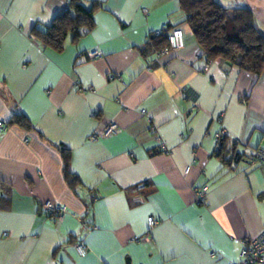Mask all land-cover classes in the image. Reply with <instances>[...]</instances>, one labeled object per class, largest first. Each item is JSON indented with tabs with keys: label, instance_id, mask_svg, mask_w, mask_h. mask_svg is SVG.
I'll list each match as a JSON object with an SVG mask.
<instances>
[{
	"label": "crops",
	"instance_id": "1",
	"mask_svg": "<svg viewBox=\"0 0 264 264\" xmlns=\"http://www.w3.org/2000/svg\"><path fill=\"white\" fill-rule=\"evenodd\" d=\"M95 1L92 28L56 52L32 29L68 0H0V179L11 187L0 264H233L264 228V163L245 159L264 149V68L207 61L179 0ZM217 1L249 8L264 32V0ZM163 24L183 47L143 56ZM19 113L31 128L6 123ZM108 121L119 132L90 139ZM56 145L70 151L75 189ZM46 201L66 207L61 220Z\"/></svg>",
	"mask_w": 264,
	"mask_h": 264
},
{
	"label": "trees",
	"instance_id": "2",
	"mask_svg": "<svg viewBox=\"0 0 264 264\" xmlns=\"http://www.w3.org/2000/svg\"><path fill=\"white\" fill-rule=\"evenodd\" d=\"M196 42L207 61L222 58L241 69L260 74L264 68V32L256 25L253 12L246 7H226L217 0H179ZM99 1L68 0L67 7L43 29L33 28L35 39L45 48L61 52L68 39L76 41L93 26V13ZM167 44L164 34H150L141 48L143 56L151 55ZM31 128L27 117L14 114L6 122ZM224 136L219 140L217 155L224 149ZM63 159V174L73 189L77 176L69 170L70 151L56 145ZM224 158V157H222ZM224 161V159H223ZM11 187L0 179V209L9 207Z\"/></svg>",
	"mask_w": 264,
	"mask_h": 264
},
{
	"label": "built area",
	"instance_id": "3",
	"mask_svg": "<svg viewBox=\"0 0 264 264\" xmlns=\"http://www.w3.org/2000/svg\"><path fill=\"white\" fill-rule=\"evenodd\" d=\"M155 34H164L167 40V44L154 52L155 56L166 54L170 51L178 50L183 47V32L180 28L174 27L170 28L166 24H163ZM89 58L100 57L101 53L97 50L87 52ZM49 93V92H47ZM5 122L0 120V133L5 129ZM119 127L113 121L106 122L102 127L98 128L90 136V139L97 140L100 138L107 137L109 135L119 132ZM225 134L224 130H220L214 134V140L216 143L219 142L221 137ZM160 149L162 151H167L164 144L160 143ZM245 159L251 163H264V149L258 148L249 152L245 155ZM205 197V191L202 189L197 194V200L203 201ZM41 209L45 212L47 217L52 221L61 220L64 213L66 212V207L62 204L51 203L49 201L43 202L41 204ZM157 220L153 216L147 217V224L149 228H152L157 224ZM85 226L84 223H82ZM91 228V227H90ZM89 229V228H88ZM7 235V233H4ZM74 248L78 254L83 255L86 253L87 247L84 241H78L74 244ZM233 264H264V228L258 236L252 238H245L241 241V247L238 253V259Z\"/></svg>",
	"mask_w": 264,
	"mask_h": 264
}]
</instances>
